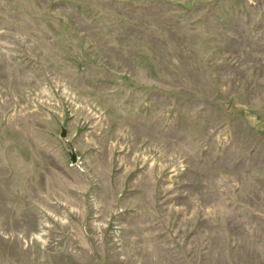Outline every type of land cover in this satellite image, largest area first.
<instances>
[{
	"label": "rangeland",
	"instance_id": "374dc122",
	"mask_svg": "<svg viewBox=\"0 0 264 264\" xmlns=\"http://www.w3.org/2000/svg\"><path fill=\"white\" fill-rule=\"evenodd\" d=\"M0 264H264V0H0Z\"/></svg>",
	"mask_w": 264,
	"mask_h": 264
},
{
	"label": "water",
	"instance_id": "95a60500",
	"mask_svg": "<svg viewBox=\"0 0 264 264\" xmlns=\"http://www.w3.org/2000/svg\"><path fill=\"white\" fill-rule=\"evenodd\" d=\"M220 102L222 104L221 106H223V107H226L228 105V101L225 100V98H221ZM68 154H69V160H70V162L73 163L75 161V158H76L75 154H73V151L72 152L69 151Z\"/></svg>",
	"mask_w": 264,
	"mask_h": 264
}]
</instances>
